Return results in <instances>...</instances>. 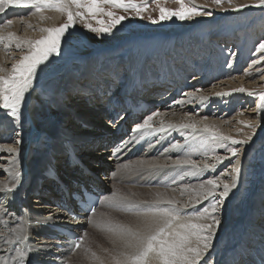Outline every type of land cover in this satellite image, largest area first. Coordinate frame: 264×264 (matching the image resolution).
<instances>
[{
  "label": "bare ground",
  "instance_id": "6f19581e",
  "mask_svg": "<svg viewBox=\"0 0 264 264\" xmlns=\"http://www.w3.org/2000/svg\"><path fill=\"white\" fill-rule=\"evenodd\" d=\"M4 7L5 11L0 13V33L6 35L9 32H14L22 38H30L33 40L36 39L35 36L41 28L49 26L53 27L54 21L57 20L58 16L54 15V20H51L52 22L47 20L48 14L46 12H36L32 15L30 14V16L26 18H21L23 15L27 14L24 13V8L12 7L7 4H5ZM44 15L46 16L42 19L41 17ZM9 16L15 17L12 19L13 23L11 25H7L6 23L4 24V17ZM124 38L125 37L123 36L119 39ZM5 43H7V41H5ZM234 46H236V44ZM191 47H193V45L187 41L183 48L184 50H187L186 52H189L190 49L192 50ZM8 50L11 51V53H9ZM28 51L29 48L27 45L21 49H17L15 47V43L13 42L12 47L9 49L5 47L4 43H0V65L7 69V72H0V75L9 74L11 69L8 67V63L13 62L11 60L16 56L21 58L22 55L26 54ZM88 53V63L85 67L86 71H84V74H86L85 77L79 78L81 74L79 76H72L68 74L69 76L65 79V81H67L66 90L63 91L64 93L62 92V94L59 95L56 101L54 98L56 96L54 90L52 89L41 94L44 98H46L49 106L53 107V112L57 113L56 116H58L55 120L50 118L51 130H49L50 128L45 129L44 135L40 133L41 131L38 125L35 124L32 117V109L35 102H33V99L38 91L33 89V91L30 92L29 89V91L25 93L22 107L29 112L30 118L29 121L24 122L22 126L19 123L20 121L17 122L13 119H9L8 117H10V115L8 114L9 116L7 117V115H5L6 110L0 107V187L5 185L8 187H12L13 185L17 186L20 176L17 178L14 173L21 172L26 150L28 151L27 161L30 171L29 178L24 183L20 191H17L15 187V191L12 193L7 195L0 193V264H17L18 260L15 258L20 251L27 252V258L31 255V258H33L34 261L44 259L45 255H48L52 251L56 252V250L53 249L54 241H52L48 236L51 234V230L43 223L59 224L67 222L68 215H66V211L60 209V207L53 203L45 205L43 197L40 199L35 197L34 200L30 201L27 198V194L33 191L34 186L36 185L35 179L39 178L43 179L42 187L49 192L48 194L45 191L44 195L47 194V196L51 197H56L58 195L59 191L57 190V185L53 181L49 180V178H47L44 174L45 169L53 165L58 167L59 172H64L65 175L60 178L64 182H67L68 176L74 178L81 177V172L77 171L76 166H73L68 162L67 157L70 147L74 148V150L78 152V154L81 155L85 161L92 163L91 165H94L95 168H91L94 171L98 168L97 170H99L98 174L101 182L94 177L92 178V182L99 185L105 193L112 189L117 195L113 198V195L107 196L108 194L106 193L103 197L101 205L91 217L90 224H88L89 232L87 235H84L85 238L81 242V246L72 254L65 253L63 255V258L68 261V264H101V262H103V264H114L113 257L120 256L123 252L134 251L132 248L125 247L124 241L116 232H113L114 234L112 235L114 236H111L110 238L109 234L112 231L103 229L106 226L108 228L110 225L108 224L109 222H106V224H102L103 222H97V216L101 211L102 206L105 202H107L105 199L106 197L117 199L118 193L115 191V186L117 184L121 185L120 182H125L131 178L132 175L130 172L132 169L134 170L139 167V169H145L148 171L150 168H154V166L151 167V165H155L158 161H160V163L156 164H161L160 166L164 171L163 182L159 183V185H164L163 187L165 188L169 186L176 176L177 178L178 176L179 178H182L181 175L183 171L181 170H185V167L187 170V177L197 175L199 178V181L187 185L183 184L177 189L168 190L157 188L159 191L164 192V195H167L169 200L176 201L177 203L175 206L180 209L178 213H175L179 216V221L174 222L173 228H175L178 223H212L213 215L220 220V224L216 228L215 235L211 241V246L209 247L207 253L203 255L199 264H248V262L249 264H256L250 260L256 261L255 258H262L264 260V191L260 190L261 192L256 194L254 193L250 200L248 199L249 196L245 195V198L249 203L245 204L244 201L240 203L242 197L246 194L244 188V185L246 184L244 179L245 173L242 170L240 179L236 182V187L231 189L228 197H221L219 193L223 191L224 183H233L232 174L235 161H233V163L231 162L224 171L216 174L215 170L218 169L217 166L222 164L231 156H228L229 154L222 153L221 149L219 150L221 142L220 139H213L215 142H218V144L211 143V145H209L206 142V145L205 143L204 145H201L202 141H205L206 139H204L206 133L212 135L211 132L203 130L205 125H208L216 132L222 133L225 136L237 137L238 132L243 127L241 124L242 122H240L241 120H249L245 123L247 125L249 123L258 125L259 123L260 126H264V121H261L262 114L259 112V109L248 111V113L252 116L244 114L243 112L238 119L236 116L229 119L232 115L226 113L221 118L220 116L222 114L220 115V113L216 110L211 115L208 114L202 116V113L195 114L200 111H197L198 108H202V110L209 108L208 110H210L212 108L211 104L214 103L216 101L215 99L219 96L216 95V93H228L236 87L239 88V86L257 85L258 82L263 83L264 75H260L254 83L248 78L249 73L246 72L245 75L233 78L228 77L216 82L217 84L213 82L212 84H209L210 81L207 78V75L204 76V78L197 77L192 83L190 82L189 85L190 87L194 88V86H196L197 88L189 90L186 93L183 91L186 96L184 99H181V89L183 87V79H181V75L183 72L179 73L180 70L173 68V77L176 76V78L168 75L170 68H168L169 65L165 61V52H160L161 54L159 53L156 60L162 66V71L157 75H155V71L153 69L143 66L144 62L146 63L144 58L132 57L129 71L131 73L129 74V72H125V75L129 76L128 83L117 85L116 88L112 87L115 86L113 83L114 78L117 79L119 71L121 70V68H119V61H113L111 66L112 68L103 67L98 64L96 59H94L93 54L95 52L93 50H90ZM17 60H19L18 57ZM135 64L138 67L137 70L135 68L133 69ZM257 70L259 71L261 69ZM48 73L44 71L41 73L42 75L38 76V74H36L34 81L37 79L39 82V87L36 89L42 87L47 77L55 76L54 74ZM152 80L161 81L163 84H171L173 85V89L167 93H164L163 91L159 96H151L152 90L147 92V89L151 88L150 85ZM190 87H187V89H192ZM153 90L156 91V88H153ZM180 92L181 94H179ZM140 95H143L144 98H148L149 101L142 99V104L138 105L137 103H134L131 105V108L141 109V107L144 106H146V108L152 107L153 110L149 111L147 116L152 115L153 112H159L160 115L155 116L152 121L154 128L136 131L135 126L134 135L124 140L122 146H118L120 149L119 152H116L117 147L115 148V146L114 148L108 149L104 147L97 150V145H102L106 140H112L113 135L111 136V132L116 130L113 128L105 134L103 132V130L109 129L110 126L109 122L103 121L105 113L108 111V106L112 105V109L118 107L126 109V102L129 99H132V102H134ZM119 96H121L120 99L117 98ZM201 97H207V99L202 100ZM254 113L255 115H253ZM121 115L124 116V114ZM205 117H207V119H205ZM136 118L139 117L135 116L133 120ZM130 119H132V117H130ZM63 121L64 123H62ZM67 122H69V126H65ZM136 122L137 121L133 124ZM161 122H163L165 129V131H163L164 134L174 135L172 132H174V130H179V133L182 132V136L185 137L186 142H190L191 147L183 157H178L177 159L173 158L174 160L171 159V161L168 159H152V157L160 158L162 152H164L163 150L166 149V146L169 143V141L168 143L166 141L168 139L161 138V131L159 130ZM188 123H195L197 125V129L193 130L191 128L178 127L180 124ZM169 124L176 125L177 127L169 128ZM27 126L35 128L37 134L31 138L27 136ZM82 127H84V129H82ZM11 128H14V131H12ZM88 128H93L95 132L91 138H89L90 136L85 133L89 131ZM75 129H78V131L82 130L81 133L83 134L80 135L78 132L75 133ZM45 131H47L46 135H50L48 137L51 139V143L48 145L45 143L47 140ZM39 133L41 138L34 142L33 139H35ZM243 139H245V137L242 136L241 140ZM260 139L261 142H264V135H262ZM16 141H20V143H17ZM209 142H211L210 139ZM197 143H200L198 148ZM134 146L139 148H135V152L132 153L131 151L134 149ZM7 147L16 148L17 152L9 153L6 150ZM35 149L36 151L39 150L41 153L35 155ZM249 150V146L246 145H243L241 148L242 155H239V158H237L241 160V169H245L243 159ZM217 157H219L220 160H217ZM185 160L195 161L200 167L195 168L188 164L176 165L177 161ZM99 162H104V165L100 164V166H98L97 163ZM125 164L130 165V167L122 168L121 166ZM169 164L171 165V170L177 171L176 174L174 172L172 173V171H167L165 165ZM205 164L214 165V167L205 168ZM114 169H116L115 172L113 171ZM159 170L161 169H158V171ZM166 171L169 174H167ZM113 173H115V175H113ZM171 175H173L174 178L171 177ZM205 177L207 178L205 179ZM208 180H216L218 184V187L214 190V195L211 196L207 195L208 190L212 189V186L206 183ZM148 182L149 181L145 178V175H142L139 178L138 184L142 185ZM201 185H203V188H201ZM139 187L141 188L133 189H137V191L142 192L149 191V189L151 190L148 186ZM207 198L211 200L210 203L207 204L209 206L204 210L202 209L203 211L200 212L199 204ZM218 198L222 201V203L216 208L217 211L215 210L214 212L213 207L217 204L216 200ZM132 201H134V199ZM138 201L141 202V200ZM163 201L166 203L168 200L165 199ZM185 205H187V207H184ZM242 206L243 209L241 208ZM166 207L170 208L172 205L168 204ZM5 209H7L8 214H5ZM225 209L227 213L226 217H224L225 215L223 212H220V210ZM238 211L243 212L245 220L244 222L240 221L241 224L233 227L231 230L230 228L232 220L234 219L233 217L236 215V217L240 216V212ZM134 213L132 214L135 216L146 215V213ZM146 216H149L152 219L151 213H147ZM230 220L231 224L228 225ZM150 222L151 221H146V223ZM83 223L84 221L80 220L75 224ZM21 226L23 227L24 232L29 236V240L26 242L17 241L16 243H8V240L15 238L14 230L20 228ZM247 226L248 229L243 230V228ZM103 231L107 233H104ZM91 232L95 233L92 235ZM103 235H108L109 240H112V246L109 249L103 248L104 244L102 245L100 240ZM85 243H89L90 245L93 244V246H95L93 249V253L95 255L92 253V255L87 259L83 256L85 259H83V257H79L80 260L75 261L74 258L80 255ZM193 243L195 244V241H193ZM13 244H16V247H13ZM259 249H261V253L258 252ZM49 259L51 260L52 258Z\"/></svg>",
  "mask_w": 264,
  "mask_h": 264
},
{
  "label": "rangeland",
  "instance_id": "374dc122",
  "mask_svg": "<svg viewBox=\"0 0 264 264\" xmlns=\"http://www.w3.org/2000/svg\"><path fill=\"white\" fill-rule=\"evenodd\" d=\"M137 2L142 3V6L146 7L147 9L141 14V16H137L134 9L125 10L123 8L114 7L111 4L103 5L104 8L116 12L117 15L128 17L127 19L122 21L120 25H117L110 34L94 33L91 32L87 27H85L86 24H91L93 27H101L102 25L98 23V20H103L105 22V25L110 23L111 18L104 15L103 13L97 14L96 19H93L91 15H88L87 13V19L85 20H81L79 17H77L75 21V27L69 29L68 34L61 44L60 55H53L45 64L41 65L37 69L38 76L42 75L41 73L44 71H46L47 73L49 72L48 74L55 75L47 77L45 83L39 89H36L39 87V82L36 79L30 88V92H32L33 89L38 91L33 99V102H35L32 109V117L35 121V124L38 125L39 129L42 131L43 135L45 129L50 128L49 130H51L50 118L55 120V118L57 119L58 116H56L57 113L53 112V107L49 106L46 98H44L41 94L52 89L54 90L56 96L54 98L56 101L59 95H61L62 92L66 90L67 81H65V79L69 75L79 76L81 74L79 78L85 77L86 74H84V71H86L85 67L88 63L87 56L89 55L88 52L90 50H93L95 52L93 54L94 59H96L98 61V64L103 67L112 68V62L119 61V68H121V70L119 71V75L117 73L116 74L120 76L123 82H125L124 84H127L129 81V76H126L125 72L130 71V62L132 57L144 58L146 63L144 62L143 66H146L149 69H153L155 71V75H157L162 71V66L156 60L160 52H165V61L169 65L168 68H170L168 75H171L173 77V68H175L176 70H180L179 73L183 72L181 75V79H183L182 86L186 90H183L182 88L181 99L185 98V93L187 91L197 88L196 86H194V88L189 86L190 82L192 83L197 77L204 78V76L207 75V78L210 81L209 84H212V82L217 84L216 82L218 81H221L228 77L233 78L245 75L246 72L249 73L248 78L251 80V82L254 83V81L260 75H264V58H262L264 57V51L257 50L258 44L264 41V10L260 8L250 7L239 12H226L224 11V9L230 7L227 3V0H225V3L220 6L213 4L212 0H195L196 5H205L206 7L203 8V11H211L212 15L198 16L193 19L183 21L179 20L176 17H173L171 20H164L159 21L158 23H153V20H159V6L167 7L169 9H176L179 7L177 0H137ZM250 2L251 0H235L236 4ZM185 3L189 4V0H185ZM189 6L193 5L189 4ZM12 7H21L25 9L24 13L27 14L23 15L21 18H26L30 16V14L32 15L37 12L35 10V7L32 5H29L28 7ZM80 11L85 10L80 9ZM43 12H46L48 14L47 20L49 21L54 20V15H58L57 20L54 21L53 27H57L63 23H66L67 21V16L65 13L58 12L52 8H45ZM46 15H44L43 17H45ZM149 17H151V19H149ZM14 18L15 17L12 16L4 17V19L2 18L3 23L5 24L7 20H12ZM45 35H47V33L39 31L36 34L35 38L40 39ZM123 36L125 37L124 39H119ZM187 41L191 45H193V47H191L192 50L190 49L189 52H186L187 50H184L183 48ZM235 44L236 46H234ZM8 52L11 53V51L9 50ZM17 57L18 59H21L19 56H16L11 60L13 62L8 63V67L10 69L12 64L18 61ZM253 61H256V63H253ZM134 68L136 70L138 69L136 64L133 66V69ZM257 69L261 70L258 71ZM130 73L131 72H129V74ZM173 78H176V76H174ZM152 82L153 81H151V83ZM153 83L152 85H156V82L154 84ZM187 87H190L192 89H187ZM239 88L247 89V91H234L235 89ZM239 88L236 87L232 91L228 92L231 93L230 95L218 96V98L215 99L216 101L211 104L212 108L210 110H208L209 108H206L205 110H202V108H198L197 111H200H198L197 113H193H202V116L208 114L211 115L216 110L220 113V115L222 114L220 116L221 118L225 113L232 115L229 119L235 116L238 119V117H240L243 112L244 114L252 116L248 113V111L255 109L258 110L260 100L258 95L253 96L249 93L253 91H255L256 93L264 92V82H258L257 85H246L241 87L239 86ZM183 91L185 93H183ZM2 102V98H0V104H2ZM259 112H261L262 114L261 121L263 122L264 111H261L259 109ZM8 114L10 115V112L9 110H6L5 115H7V117L9 116ZM253 115H255V113ZM10 117L8 118L15 120V118H13L11 115ZM29 118V112L21 107V118L19 120L20 122H17H19L22 126L24 122L29 121ZM248 121L249 120L240 121L242 122L241 124L243 125V127L238 132L237 137H233L236 140H241L242 136L245 138L248 136L252 137L251 143L246 145L249 146L250 150L243 159L245 169L242 168L245 173L244 179L246 181V184L244 185V188L246 194H244L240 203L244 201L245 204L249 203L245 198L246 196H249L248 199L250 200L254 193H259L261 192L260 190L264 191V142H261L260 139L262 135H264V126H260V124L258 123V125H255V127H249L247 124H245ZM62 123H64V121ZM65 126H69V122H67ZM82 129H84V127H82ZM11 130L14 131V128H11ZM88 130L89 131L85 133L90 136L89 138L93 137V135L95 134L94 129L88 128ZM163 131H161V138L168 139L166 140L167 143L169 141L166 149L163 150L166 153L162 152L160 158L152 157V159H168L171 161V159L174 160L175 158L177 159L178 157H183L191 147L190 142H186L185 137L182 136V132L179 133V130H174V132H172L174 135L164 134ZM46 132L47 131H45V136L47 140L45 143L48 145L51 143V139L50 137H48L50 135H46ZM76 132L80 133V135L83 134L81 133L82 130L78 131V129H75V133ZM26 133L30 138L35 135V133H33L32 131V126L26 127ZM212 135L206 133L204 139L206 138L207 140L205 139V141H202L201 145H204V143L205 145L207 143L209 145H211V143L218 144V142H215V140H213L216 138H214ZM209 139L211 142H209ZM220 141L221 142L219 150L221 149L222 153L229 154L228 156L231 157L217 166L218 169L215 170L216 174L224 171L231 162L233 163V161L239 158V156L233 157L229 149L232 147H236L240 150L239 155H242L241 148L243 147V145L233 144L230 140L220 139ZM183 142H185L186 145ZM177 143H180V147H173V145H176ZM187 144L189 145V147ZM197 144L198 148L200 143ZM36 149L35 155L40 154L41 152H39V150L36 151ZM156 163H160V161ZM156 163L155 165L152 164L151 167L154 166V168L152 167L148 171L145 169H139V167H137V169H134L135 171L132 169L130 172L132 177L125 182H120L121 185L117 184L115 186V191H117L118 193V200L109 198V200L105 202L97 216V222H103L102 224H106V222H109L108 224L110 225H117L120 223L119 225L129 226L134 230H145L146 221H152L151 217L146 215L135 216L132 213H151L150 210L154 207H166L168 204L164 203L165 201L163 200H169V198L167 197V195H164V192L159 191L157 188L168 190L177 189L180 188L183 184L187 185L199 181L197 175L187 177V170L185 167V170H181L183 171L181 175L182 178H179L178 176V178L182 182L176 176L175 179L169 184V186L165 188L163 187L164 185H159V183L163 182L164 171L160 166L161 164ZM88 164L91 165L92 163L89 162ZM165 166L168 172L172 171V173H177V171L171 170L170 164ZM91 167L95 168L94 165H91ZM157 168L161 170L158 171ZM113 171L115 172L116 169H114ZM167 171L166 173L169 174ZM147 172H151L152 174ZM142 175H145V178H147L149 182L140 185L138 184V181ZM171 177H173V175H171ZM206 178L207 177H205V179ZM139 186H148L149 188H151V190L149 189V191L142 192L137 191V189H133L141 188ZM113 192L114 190L112 189L107 191V196H112ZM133 199L135 202L132 201ZM138 200H141V202H139ZM217 200H219V198ZM210 201L211 200L207 198L203 202H201L199 204V211L202 212L205 208H207L209 206L207 204L210 203ZM47 202L49 203V201ZM241 208L243 209V206ZM220 212H223V214L225 215L224 217H226V209L220 210ZM238 212H240V216L236 217L237 215L235 213L236 216L233 217L234 219L232 218L233 220L230 228L231 230L233 227L238 226L245 220V215L243 214V212ZM230 224L231 220L228 222V225ZM109 226L108 228L106 226L103 229L109 230ZM86 228V233H88L89 227L87 226ZM247 229L248 226L243 228V230ZM94 233L95 232H91L92 235ZM112 234H114L113 231L109 234L110 238L111 236H114ZM109 237L108 235H103L102 238H100L102 245L104 244L103 248L109 249L112 246V240H109ZM94 247L95 246H93V244L90 245L89 243H85L80 255L78 257H75L74 260L79 261V257L83 256H85L86 259L89 258L93 253ZM85 258L83 257V259Z\"/></svg>",
  "mask_w": 264,
  "mask_h": 264
},
{
  "label": "snow or ice",
  "instance_id": "6c2138e0",
  "mask_svg": "<svg viewBox=\"0 0 264 264\" xmlns=\"http://www.w3.org/2000/svg\"><path fill=\"white\" fill-rule=\"evenodd\" d=\"M179 7L176 9H169L167 7L159 6V20H153V23L159 21L171 20L173 17L179 20L193 19L198 16L212 15L211 11H203L205 5H196L195 0H189V4L185 3V0H177ZM212 3L220 6L225 3V0H212ZM229 8H225L224 11L239 12L243 9L255 7L264 10V0H251L250 3L236 4L235 0H227ZM22 6L28 7L32 5L37 12L43 13L45 8H52L58 12L65 13L67 16L66 23H63L57 27H44L40 31L47 33L40 39L22 38L14 32H9L6 35L0 33V43H4L6 48H11L13 42L17 49L23 48L25 45L29 48L26 54H23L21 59L12 64L11 72L7 75H0V98H2V104L0 107L9 110L10 115L19 121L21 118V107L25 98V93L29 91L33 85V81L37 74V69L45 64L53 55L59 56L61 50V44L64 41L69 29L75 27L76 18L81 20L87 19V15H91L93 19L97 18V14L103 13L111 18V22L105 25L103 20H98L101 27H93L91 24H86L91 32L94 33H112L113 29L117 25H120L122 21L128 17L123 15H117L116 12L111 11L103 7L104 4H111L117 8H123L125 10L134 9L137 16L146 11V7L142 6V3H138L137 0H0V13L5 11L4 5ZM75 9V11H74ZM84 9L85 11H80ZM44 17H42L43 19ZM151 19V17H149ZM12 20H7L6 24L11 25ZM7 41V43H5ZM258 51H264V41L258 44ZM264 58V57H262ZM256 63V61H253ZM0 72H7L2 65H0ZM234 91L245 92L247 89L239 88ZM231 93H216V95H230ZM250 95L259 96L260 103L258 108L264 111V92L256 93L250 92ZM202 100L207 97H201ZM160 115L159 112H153L152 115L147 116L142 123L136 125V131L144 129H153L152 123L155 116ZM207 119V117H205ZM249 127H255L252 123L248 124ZM169 128L177 127L176 125L169 124ZM180 128L197 129L195 123L180 124ZM160 131L165 130L163 122H161ZM204 131L211 132L214 138L221 140H230L233 144L247 145L250 143L252 137L248 136L243 140H236L231 136H225L222 133L216 132L208 125L204 126ZM20 143V141H16ZM173 147H180L179 144L173 145ZM9 153L17 152L14 147H7ZM120 149L117 147L116 152ZM233 157H237L240 154V150L236 147L229 149ZM217 160H220L217 157ZM177 165H191L192 167L199 168L195 161H177ZM122 168H128L130 165H122ZM205 168H213L214 165L205 164ZM241 160L236 159L233 165V183L227 182L223 185V191L219 195L223 198L228 197L232 188L236 187V182L239 181L241 176ZM15 177H19L20 173L15 172ZM115 175V173H113ZM208 185L212 186V189L208 190L207 195H214L215 188L218 187L216 180L206 181ZM15 185L8 187L7 185L0 187V193L5 195L15 191ZM203 188V185H201ZM113 198L116 197V193L113 192ZM109 200V198H105ZM111 202V201H109ZM159 203V202H157ZM167 204L172 207H154L150 210L152 221L145 224V230L132 229L125 225H110L109 230L116 232L120 238L124 241L125 247L132 248V252H123L120 256L113 257L114 264H199L203 255L207 253L211 246V241L215 235L216 228L220 224V220L213 215L212 223H178L175 228L173 224L179 221L178 213L180 209L176 207V201L168 200ZM222 203L221 200H217V204L213 207L215 212L216 208ZM184 207H187L185 205ZM94 211V209H93ZM5 214L7 209H5ZM147 215V213H146ZM15 238L8 240V243H16L17 241L26 242L29 240V236L24 232L21 226L15 229ZM84 235H87L85 233ZM83 237H78L74 242L73 247L79 248ZM195 241V244L193 243ZM202 245V247H201ZM93 255H95L93 253ZM27 258V252L20 251L15 259L23 262ZM103 264V262H101Z\"/></svg>",
  "mask_w": 264,
  "mask_h": 264
}]
</instances>
